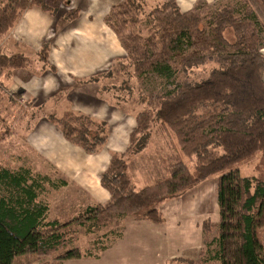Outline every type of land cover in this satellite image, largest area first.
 <instances>
[{
	"label": "trees",
	"instance_id": "1",
	"mask_svg": "<svg viewBox=\"0 0 264 264\" xmlns=\"http://www.w3.org/2000/svg\"><path fill=\"white\" fill-rule=\"evenodd\" d=\"M241 2L245 7L242 17L231 5L207 16L200 13V4L182 11L177 0H123L112 6L105 20L128 57L119 67L114 64L108 75L130 77L134 72L142 79L145 74H156L165 79L169 90L157 97L153 116L136 115L132 143L125 152L114 154L103 172L101 183L111 193L109 202L88 206L74 219L44 221L48 207L35 202L30 170L0 168V180L20 190L16 199L0 201V264H14L27 253L52 255L59 261L78 260L84 253L72 245L77 238L75 226L96 231L110 220L126 216L164 223V202L182 197L216 174L219 222L214 225L217 235L213 242L217 247L210 250L208 259L217 264H264V171L248 176L240 171L259 154L264 158V36L259 31L264 32V0ZM63 3L69 0H0V39L28 8L39 6L56 15ZM78 14V10H69L65 19L72 21ZM113 16L130 29L125 37L113 24ZM228 27L234 32V41L225 37ZM49 50V43L39 50L46 66ZM30 62L23 54L0 50V77ZM116 88L123 87L113 84L114 92ZM50 119L88 153L107 142L105 123L100 125V133L93 134L83 121L92 120L85 115L68 112ZM153 121L170 129L183 154L194 162L178 160L165 178L137 189L128 173L129 158L145 148ZM212 226L209 221L203 223L205 231ZM174 259L198 264L183 257Z\"/></svg>",
	"mask_w": 264,
	"mask_h": 264
},
{
	"label": "rangeland",
	"instance_id": "2",
	"mask_svg": "<svg viewBox=\"0 0 264 264\" xmlns=\"http://www.w3.org/2000/svg\"><path fill=\"white\" fill-rule=\"evenodd\" d=\"M177 3L179 5V0ZM181 3L184 9L189 8V2L185 3L182 0ZM194 4L193 8L200 4V13L205 16L223 5L235 6L240 17L245 14V7L241 0H196ZM112 21L117 28L123 30L125 37L130 29L122 26L119 19L114 16ZM259 31L264 36L262 29ZM225 37L230 41L235 40L231 27L225 30ZM1 40L2 38L0 50ZM31 64L30 62L27 66L11 70L6 76L0 77V168H8L12 171L29 169L28 178H31V182L35 184L37 193L35 202L48 207L44 221L53 219L69 221L80 215L91 204L78 186L63 180L61 174L52 170L51 166L32 152L26 143L27 133L44 114L33 106L34 99L27 96L22 86L16 85L15 82V80H24V73H21L20 69L25 70ZM118 65L116 67H119ZM132 75L127 77V75L116 74L114 79L107 82H112L119 88L123 87L120 91L116 88L115 93L117 92L120 97L125 96V99L120 102L127 108H133L135 115L143 112L146 116H153L152 110L154 111L158 106L157 97L165 95L169 90L165 79L151 73L145 74L142 79L134 75V72ZM113 91H110V94H113ZM116 96L112 98L113 102L118 101ZM146 116L141 120L143 126L146 124ZM83 121L93 134L100 133V126L96 123ZM75 122L77 126H81L80 121ZM57 126L63 130L60 124ZM142 133L137 139L139 137L141 139ZM148 133L146 146L140 152L141 155L137 156L139 158L135 159L136 155L129 158L128 169L131 168L130 175L135 178L133 180L137 186H141L147 180L151 184L162 180L168 175L169 167L178 160H184L187 164L193 165L194 160L183 154L176 136L170 129L153 121ZM240 171L244 176L258 175L264 171V158L259 154L250 162L243 164ZM62 181H65V184H62ZM217 181L216 174L182 197L164 202L161 208L168 222L161 230L144 228L138 224V221L143 220L133 216L112 219L106 226L96 231L77 225L75 226L77 238L72 245L81 248L84 253L82 258L70 262L56 260L52 255L39 256L27 253L19 256L14 264H138L142 261H145L142 264H187L173 258L179 256L198 264H217L216 260L208 259L212 255L210 250L215 251L217 247L213 242L217 235V227L214 225L219 219ZM19 192L18 188L7 184L5 179L0 180V201L16 199ZM204 221H209L213 225L210 231L204 230ZM136 232L145 234L142 241L140 237L131 239L135 234L137 235ZM148 232L160 235L171 234L174 240L168 246L164 241H160V245H154L151 244L153 240L148 237ZM132 243L134 246L128 248L127 246H131ZM136 243L139 249L143 248L136 251Z\"/></svg>",
	"mask_w": 264,
	"mask_h": 264
},
{
	"label": "crops",
	"instance_id": "3",
	"mask_svg": "<svg viewBox=\"0 0 264 264\" xmlns=\"http://www.w3.org/2000/svg\"><path fill=\"white\" fill-rule=\"evenodd\" d=\"M122 1L69 0L68 4H62L56 15L33 6L23 13L12 31L1 40L3 52L23 54L32 60L25 70L20 69L24 80H15L16 85L22 86L25 94L34 99L33 106L44 113L27 133V145L52 170L60 173L63 180L78 186L91 206L109 202L111 193L102 185L101 176L112 156L128 149L132 143L131 135L138 125L133 108L125 107L119 100L112 101L116 94V97L120 95L113 91V83H108L114 79V76L108 75L114 64L126 62L128 57L122 41L105 20L112 6ZM181 1L182 11L192 9L196 2L184 0L190 3L189 8L184 9ZM73 9L79 11L78 16L72 21L66 20V12ZM44 43L50 44L47 66L39 55ZM110 91L114 93L110 94ZM68 112L85 115L98 126L105 123L107 142L98 151L88 153L70 141L49 118H59ZM148 181L143 186H137L134 180L133 183L141 189L151 185ZM167 222L165 219L161 224L151 221H138V224L147 229L161 230ZM136 233L131 239L140 237L142 241L145 234ZM148 233L154 245L164 241L168 246L174 240L171 234ZM133 246L132 243L127 247ZM135 247L136 251L143 248L139 249L137 243Z\"/></svg>",
	"mask_w": 264,
	"mask_h": 264
}]
</instances>
